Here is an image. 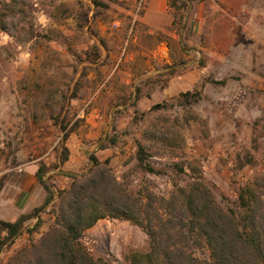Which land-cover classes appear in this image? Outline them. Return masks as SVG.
I'll return each mask as SVG.
<instances>
[{"label": "rangeland", "instance_id": "obj_1", "mask_svg": "<svg viewBox=\"0 0 264 264\" xmlns=\"http://www.w3.org/2000/svg\"><path fill=\"white\" fill-rule=\"evenodd\" d=\"M100 1L18 0L19 20L9 17L10 34L0 31V184L43 161L49 183L68 187L71 179L53 167L65 145L60 169L82 173L91 153L109 157L129 189L164 196L190 179L191 162L216 201L238 212L240 188L264 175V0H186L157 31L141 20L146 0ZM197 12L215 21L198 25ZM187 90H200L201 98L183 107L177 97ZM64 124L71 131L65 141ZM151 126L169 127L173 146L148 140ZM137 141L151 145L149 161L163 174L138 168ZM50 209L33 234L23 231L2 249L0 264L47 230ZM82 242L108 264H130L131 251L148 247L139 227L108 218Z\"/></svg>", "mask_w": 264, "mask_h": 264}, {"label": "trees", "instance_id": "obj_2", "mask_svg": "<svg viewBox=\"0 0 264 264\" xmlns=\"http://www.w3.org/2000/svg\"><path fill=\"white\" fill-rule=\"evenodd\" d=\"M17 1L10 0L0 7V31L10 34L9 17L19 20L21 11ZM91 1L94 5L102 4L100 0ZM169 2L176 11L173 23L177 11L186 7L187 2ZM210 81L222 84L225 80ZM200 98V90H187L179 93L177 101L180 106L188 107ZM161 107L165 104L152 106ZM60 128L65 132V141L71 131H66L65 124ZM170 132L169 127L146 129L148 140L165 149L173 146L168 140ZM149 148L151 145L137 141L138 168L150 174H163V168L150 163ZM67 157L68 149L64 145L62 156L53 167L71 179L68 187L55 188L49 183L50 175H46L49 167L40 161L35 178L45 191L42 202L10 220L0 218L1 255L2 249L14 243L23 231L33 234L44 223L42 214L51 206L52 222L47 230L35 242L19 248L6 264H108L102 257L88 252L82 242L85 231L104 218L126 220L147 235L148 247L127 255L130 264H264V175L240 188L236 212L216 201L212 189L203 180L200 166L191 162L186 165L190 179L184 185L175 183L164 196L147 187L129 189L124 181L117 179L109 157L99 160L91 153V164L82 173L60 169ZM182 164L174 162L172 169L184 172ZM32 220L35 221L29 226L27 222Z\"/></svg>", "mask_w": 264, "mask_h": 264}, {"label": "crops", "instance_id": "obj_3", "mask_svg": "<svg viewBox=\"0 0 264 264\" xmlns=\"http://www.w3.org/2000/svg\"><path fill=\"white\" fill-rule=\"evenodd\" d=\"M197 12L198 25L215 21L213 13ZM142 22L150 31L164 29L172 24L173 14L167 0H146ZM36 164L28 165L13 174L0 191V218L10 220L42 202L45 191L35 178ZM70 171V170H64Z\"/></svg>", "mask_w": 264, "mask_h": 264}, {"label": "water", "instance_id": "obj_4", "mask_svg": "<svg viewBox=\"0 0 264 264\" xmlns=\"http://www.w3.org/2000/svg\"><path fill=\"white\" fill-rule=\"evenodd\" d=\"M141 78H139V80H140ZM105 135H106V133H105ZM105 135H104V137L103 138H101V140H100V143L104 140V138H105Z\"/></svg>", "mask_w": 264, "mask_h": 264}]
</instances>
